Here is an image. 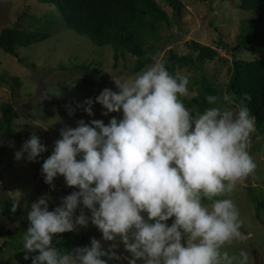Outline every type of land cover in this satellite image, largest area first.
<instances>
[{"label":"clouds","instance_id":"9594fccd","mask_svg":"<svg viewBox=\"0 0 264 264\" xmlns=\"http://www.w3.org/2000/svg\"><path fill=\"white\" fill-rule=\"evenodd\" d=\"M111 79L117 90L105 87L94 99L65 106L69 116L81 109L91 117L99 103L102 115L119 116L107 123L79 119L75 127L60 128L41 174L53 189L63 176L74 190L51 210L48 193L31 202L24 259L31 264H250L246 249L230 254L224 246L246 239L231 194L257 167L248 151L255 130L251 96L243 93L237 103L227 90L208 94L209 107L194 111L182 99L189 95V75L170 74L159 59L132 76L111 74ZM50 95L60 96V89L46 90L43 99ZM47 150L33 132L14 159L36 162ZM17 207L14 200L12 211ZM89 225L98 228L101 239L92 237L89 245L72 250L56 246L58 234ZM102 240L122 243L130 255L115 251L117 243L105 249Z\"/></svg>","mask_w":264,"mask_h":264},{"label":"rangeland","instance_id":"374dc122","mask_svg":"<svg viewBox=\"0 0 264 264\" xmlns=\"http://www.w3.org/2000/svg\"><path fill=\"white\" fill-rule=\"evenodd\" d=\"M157 1L170 16L173 15L170 5L164 0ZM181 1L184 5L181 22H174L170 28L162 25L160 31L164 38L158 44L152 62L153 59H159L165 64L170 50L178 56L195 57L196 53L189 45L192 41L217 48L218 57L206 61L202 71L196 66H185L177 67L172 74L184 72L189 75V95L182 97L185 103L198 95L202 75L216 88L217 95H221L226 90L228 70L233 60L252 61L264 57V49L254 45H240L239 38L247 37V33L243 36L241 34L252 27L251 19L254 14L242 11L239 0H218L213 3ZM7 27L51 34L50 38L41 43L19 48L18 57L6 53L0 47V102L14 104L19 113L16 128L22 134V139L0 134V225L17 234L23 248V233L29 226L27 215L23 217L22 222L11 223L2 212L4 198L8 197L12 202L19 200L17 210H27L31 202L44 193L52 197L49 201L50 210L60 203L64 191L69 188L63 176H59L54 182L53 189L42 181L41 174L43 160L51 154L54 141L60 136V128L66 125L75 127L79 119H103L107 123L112 116H119L118 113L102 115L105 110L99 103L94 104V116L91 117L81 109H77L74 116H69L65 106L71 104L75 107L77 101L83 102L89 97L94 99L105 87L117 90L111 74L132 76L136 73L134 67L137 58L126 53L115 63V50L112 46H96L87 36L69 29L56 7L41 0H0V34ZM19 58L25 61L19 62ZM80 66L87 67V70H80ZM1 77H18L21 87L13 93V83H4ZM50 88L60 89L61 95H50L49 98L43 99V94ZM35 124L49 128L44 129ZM33 132L48 150L42 153L36 162L15 160L14 152ZM13 144L14 147L10 146ZM248 151L257 167L231 194L243 221L242 231L246 232L247 236L243 241L226 244L224 250L233 254L244 248L249 252L250 264H264V209L258 218L256 206L250 197H259L264 205V127L260 130L256 123L255 130L248 139ZM77 232L80 235L91 234L97 239H101L102 235L93 225L79 228ZM58 235L61 240L63 234ZM6 240L9 241L6 237H0V245ZM101 242L105 249L117 243L115 251L122 256L130 255L122 243L103 240ZM12 244L18 243L13 241ZM14 254V248L7 247L5 253L0 256V262L13 263ZM118 262L127 264L126 260Z\"/></svg>","mask_w":264,"mask_h":264},{"label":"trees","instance_id":"16d2710c","mask_svg":"<svg viewBox=\"0 0 264 264\" xmlns=\"http://www.w3.org/2000/svg\"><path fill=\"white\" fill-rule=\"evenodd\" d=\"M41 1L55 6L69 29L87 36L96 46H112L115 50V63L118 62L120 56H125L126 53L136 57L134 67L136 73L152 63V56L164 38L160 31L162 25L170 28L174 22L180 24L184 8L181 0H164L173 9V15L170 16L157 0ZM198 1L213 3L218 0ZM239 4L242 11L254 14L251 19L252 27L248 31L244 30V33L241 34L243 36L247 33V37L239 38L240 45H254L264 49V0H239ZM244 23L246 24V21ZM50 37L51 34L48 32L7 27L0 34V47L6 53L18 57L19 48L31 47ZM189 45L196 53L195 57L178 56L172 50L167 53L168 59L165 66L170 74L177 67L196 66L197 69L201 70L206 61H212L219 55L218 49L212 46L202 45L195 41ZM18 61L24 62L25 60L19 58ZM79 69L85 71L87 67L80 66ZM228 72L229 80L226 90L235 93V100L238 102L243 99V93H248L251 96V100L247 103L255 117L256 125L261 130L264 127V57L252 61L233 60ZM1 81L4 83L12 82L13 93L15 89L21 87V81L18 77L10 79L1 77ZM208 94L217 95L218 93L216 88L202 75L198 95L187 101L185 105L194 111H203L209 107L205 99ZM18 119L19 113L12 102H0V134L22 139V134L16 128ZM42 181L44 182L43 177ZM73 190L69 187L63 195L65 196ZM250 197L256 206L258 218H260L264 205L259 197L254 195ZM12 205V200L5 197L2 206L3 215L11 223L22 222L23 217L27 215V210L18 209L13 212ZM62 234V239L56 245L61 251L72 250L75 246L89 245L92 238L91 234L80 235L77 231ZM0 237L9 239L0 245V256L5 253L9 246L15 250L13 263L0 262V264H31V259H24L25 251L22 250V243L19 242L20 237L13 230L0 225ZM13 241L18 244H12ZM35 254L29 253V256ZM110 264H119V262L114 260Z\"/></svg>","mask_w":264,"mask_h":264},{"label":"water","instance_id":"95a60500","mask_svg":"<svg viewBox=\"0 0 264 264\" xmlns=\"http://www.w3.org/2000/svg\"><path fill=\"white\" fill-rule=\"evenodd\" d=\"M245 233V236H247V233L246 232H244Z\"/></svg>","mask_w":264,"mask_h":264}]
</instances>
